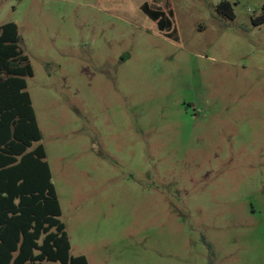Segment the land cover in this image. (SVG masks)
Masks as SVG:
<instances>
[{"label":"rangeland","instance_id":"rangeland-1","mask_svg":"<svg viewBox=\"0 0 264 264\" xmlns=\"http://www.w3.org/2000/svg\"><path fill=\"white\" fill-rule=\"evenodd\" d=\"M233 5L235 19L218 5ZM172 12L161 31L144 12ZM264 0H0L73 256L264 264Z\"/></svg>","mask_w":264,"mask_h":264},{"label":"trees","instance_id":"trees-1","mask_svg":"<svg viewBox=\"0 0 264 264\" xmlns=\"http://www.w3.org/2000/svg\"><path fill=\"white\" fill-rule=\"evenodd\" d=\"M145 14L161 31L172 28V12ZM217 11L235 19L233 5ZM264 12V8H263ZM258 26L264 15L253 19ZM34 77L17 24L0 26V264H89L71 254L62 208L47 161L28 78Z\"/></svg>","mask_w":264,"mask_h":264}]
</instances>
